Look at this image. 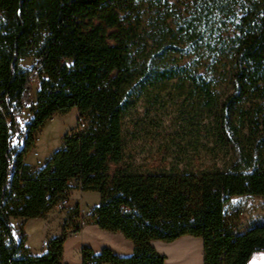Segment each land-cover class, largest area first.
Returning a JSON list of instances; mask_svg holds the SVG:
<instances>
[{"label": "trees", "instance_id": "16d2710c", "mask_svg": "<svg viewBox=\"0 0 264 264\" xmlns=\"http://www.w3.org/2000/svg\"><path fill=\"white\" fill-rule=\"evenodd\" d=\"M140 1L0 0V264H59L65 226L48 239L46 252L32 254L24 234L15 237L10 217L40 216L70 178L79 179L81 190L99 194L86 211L90 222L119 230L133 243L125 255L109 247L92 253L82 245L83 264L87 258L94 264H164L150 240L181 234L201 237L203 264H246L255 250H264V222L233 233L223 216L231 195L264 194V0H198L209 14L233 18L221 43L227 50L216 53L230 63L231 91L221 101L195 66L135 57L139 34L123 21L140 15ZM198 19L197 11L183 27L190 31ZM29 53L31 65L20 66ZM179 76L199 89L211 111L216 143L229 156L219 167H148L124 157L123 109L149 84ZM24 107L28 116L18 122ZM71 107L84 117V127L65 130L59 146L26 174L22 159L34 131ZM20 123L25 140L18 150L11 137ZM77 205L66 219L75 220ZM74 222L73 231L80 226Z\"/></svg>", "mask_w": 264, "mask_h": 264}, {"label": "rangeland", "instance_id": "374dc122", "mask_svg": "<svg viewBox=\"0 0 264 264\" xmlns=\"http://www.w3.org/2000/svg\"><path fill=\"white\" fill-rule=\"evenodd\" d=\"M140 7L138 17L128 16L123 21L124 25L135 26L139 34L135 57L140 59L152 56V64L157 65L195 66L196 71L209 80L217 100L221 101L231 91L228 78L230 63L227 57H219L216 53L227 50V46L221 43H226L225 37L232 31L231 14H209L205 8L200 7L198 0H141ZM197 11L199 19L188 31L183 27V22ZM167 27L172 30H166ZM190 36L193 40L189 39ZM157 40L167 44L165 51L157 50ZM32 60L33 56L29 53L20 59L19 64L29 67ZM33 81L36 85L37 81ZM27 116L28 109L24 107L17 117L18 122ZM76 116L77 109L73 107L56 111L34 131V136L37 137L35 147L39 148L42 158L48 157L59 146L63 127H67V131L76 127ZM211 119V111L205 109L199 89L187 79L179 76L153 82L121 113L120 138L124 157L130 162L148 167H219L229 156L216 143ZM31 160L32 157L27 153L26 161ZM71 197L74 201L80 197L78 199L83 207L79 228L87 223L81 234L66 235L67 254L72 256L76 253L79 240L97 245L100 242V231L104 230L92 224L86 215L91 205L98 202V192L82 190L79 193L73 189ZM69 212L50 208L40 217L29 218L25 235L28 248H36L43 235L48 236L58 229L60 231L63 226L66 233L73 231L75 220L65 218L69 216ZM49 216L62 217L59 227L48 219ZM223 216L230 223L229 230L233 233H241L253 224L264 222V194L231 195L224 203ZM14 221L15 218L10 217L11 224ZM19 236L20 233L15 237ZM154 245L166 251L164 264H188L189 259L197 264L195 255L191 257L184 251L176 252L178 245L171 241L156 240ZM246 264H264V250H255Z\"/></svg>", "mask_w": 264, "mask_h": 264}, {"label": "crops", "instance_id": "0c3cea01", "mask_svg": "<svg viewBox=\"0 0 264 264\" xmlns=\"http://www.w3.org/2000/svg\"><path fill=\"white\" fill-rule=\"evenodd\" d=\"M73 108H76V107H73ZM66 128L67 127H63L61 131L62 132L65 131ZM38 151H39V148H38ZM27 162H31V161H27ZM96 203H94V204H96ZM94 204H92V205H94ZM34 217H40V216H33V217L17 216V217H14L15 221H14V224H12V227H13L14 233H17V231H18V233L24 234L23 244L26 246L27 250L32 254H39L40 253L39 244H37L36 248L30 250L28 248V245L26 244V241H25V235H26V230H27V228H26L27 220L29 218H34ZM48 219L50 221L54 222L57 227H59V223L62 220V217L49 216ZM86 224L81 226L78 230L67 232L66 235L70 234V233L81 234V232L83 231V228L86 226ZM92 224H94V223H92ZM102 230H104V231H100V235H101L100 242H98L97 245H93V244L89 245V244L83 243V240H79L77 243V247H76V249H77L76 253H75V255H72V256L67 254V245H66L67 236L65 235L63 242L61 244V257L59 259V264H83L82 259H81V254H80V248L82 245L88 246L91 249L92 253H98L102 247H109L114 253H116L118 255L129 254L132 251V247H133L132 241L129 238L125 237L121 231H119V230H107V229H102ZM60 231L58 229V230L50 232L48 234V236L43 235L40 238V240L42 238H47V237L50 238L53 236H58L60 234ZM156 240H159V239H151L150 240L151 245L155 248V250L166 255L165 250L155 247L154 242ZM169 241H171V243L178 245L177 250H175L176 252L184 251L185 253L188 254V256H191V257L193 255H195L197 258V264H198V262H199V264H203V247H202V239L200 236H195V235H191V234H181V235H179V236H177V237H175ZM96 264H110V263L101 262V263H96Z\"/></svg>", "mask_w": 264, "mask_h": 264}, {"label": "built area", "instance_id": "2783aa9c", "mask_svg": "<svg viewBox=\"0 0 264 264\" xmlns=\"http://www.w3.org/2000/svg\"><path fill=\"white\" fill-rule=\"evenodd\" d=\"M35 79H36V75L34 73L31 77V80H35ZM84 125H85L84 117L77 114V116H76V127L82 128V127H84ZM23 133H25V126L23 123H20V125H18V128L13 132L12 137H11L12 143L16 145V148L18 150L23 147V143H24L23 142ZM36 139H37V137L33 136L32 145L26 150V152L23 155L22 163L28 164V166L25 168L26 174L32 173V171L36 167L41 165L44 161L43 158L40 156L38 149H36V147H35ZM27 153H29L30 156L32 157L31 162L26 161V154ZM18 171L20 172V168ZM66 183L68 184L69 187L63 189L62 195L60 197H58L56 199V201L54 202V204L52 205V208H54L56 210H68L71 207V205L74 202V199H72V197H71V190L76 189L79 193H81V191H82L80 189V181L78 178H76V179L70 178L67 180ZM78 198H80V197H78ZM78 198H77V203H78L77 214H76L75 220L77 221V223L81 224V222H82L81 211H83V207L81 206ZM83 215H84V213H83ZM18 234H19L18 231H17V233H14L15 236ZM47 246H48V239L42 238L40 240V243H39L40 252L41 253L46 252ZM85 264H94V260L92 258H87L85 260Z\"/></svg>", "mask_w": 264, "mask_h": 264}, {"label": "bare ground", "instance_id": "6f19581e", "mask_svg": "<svg viewBox=\"0 0 264 264\" xmlns=\"http://www.w3.org/2000/svg\"><path fill=\"white\" fill-rule=\"evenodd\" d=\"M24 140H25V133H23V142H24ZM188 264H194L193 261H192V259L191 260L189 259Z\"/></svg>", "mask_w": 264, "mask_h": 264}]
</instances>
